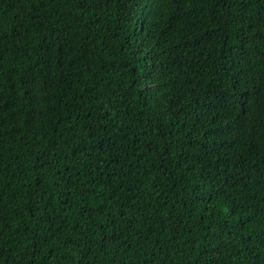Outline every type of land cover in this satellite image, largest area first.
Listing matches in <instances>:
<instances>
[{"label": "trees", "instance_id": "obj_1", "mask_svg": "<svg viewBox=\"0 0 264 264\" xmlns=\"http://www.w3.org/2000/svg\"><path fill=\"white\" fill-rule=\"evenodd\" d=\"M0 264H264V0H0Z\"/></svg>", "mask_w": 264, "mask_h": 264}]
</instances>
